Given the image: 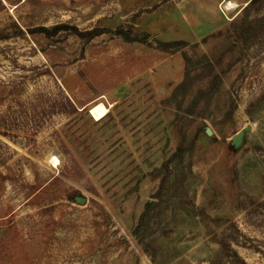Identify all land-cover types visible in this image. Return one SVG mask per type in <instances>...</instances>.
Here are the masks:
<instances>
[{
	"label": "rangeland",
	"instance_id": "obj_1",
	"mask_svg": "<svg viewBox=\"0 0 264 264\" xmlns=\"http://www.w3.org/2000/svg\"><path fill=\"white\" fill-rule=\"evenodd\" d=\"M0 264H264V0H0Z\"/></svg>",
	"mask_w": 264,
	"mask_h": 264
},
{
	"label": "trees",
	"instance_id": "obj_2",
	"mask_svg": "<svg viewBox=\"0 0 264 264\" xmlns=\"http://www.w3.org/2000/svg\"><path fill=\"white\" fill-rule=\"evenodd\" d=\"M254 0H251V3L253 2ZM147 35H144V37L140 38V39H137L139 41H145V38H146ZM161 45L163 46H166V47H171V46H174V45H179V44H182L181 41H174V42H171V43H160ZM227 239H224V241H226ZM225 245V244H224ZM224 248L221 249V251H223Z\"/></svg>",
	"mask_w": 264,
	"mask_h": 264
},
{
	"label": "water",
	"instance_id": "obj_3",
	"mask_svg": "<svg viewBox=\"0 0 264 264\" xmlns=\"http://www.w3.org/2000/svg\"><path fill=\"white\" fill-rule=\"evenodd\" d=\"M242 136V131H239L236 135L233 137V141H238Z\"/></svg>",
	"mask_w": 264,
	"mask_h": 264
},
{
	"label": "bare ground",
	"instance_id": "obj_4",
	"mask_svg": "<svg viewBox=\"0 0 264 264\" xmlns=\"http://www.w3.org/2000/svg\"><path fill=\"white\" fill-rule=\"evenodd\" d=\"M94 109H95V108H94ZM102 111H103V109H102ZM95 112H96L97 114H99V113H100V109H96Z\"/></svg>",
	"mask_w": 264,
	"mask_h": 264
}]
</instances>
